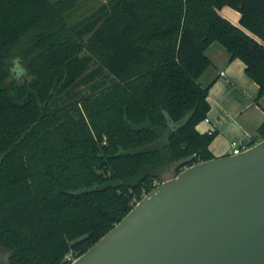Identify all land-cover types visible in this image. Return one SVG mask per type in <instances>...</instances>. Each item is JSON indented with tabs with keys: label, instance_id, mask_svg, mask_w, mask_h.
Listing matches in <instances>:
<instances>
[{
	"label": "trees",
	"instance_id": "16d2710c",
	"mask_svg": "<svg viewBox=\"0 0 264 264\" xmlns=\"http://www.w3.org/2000/svg\"><path fill=\"white\" fill-rule=\"evenodd\" d=\"M0 0V246L8 264H68L172 169L214 155V40L264 92V0ZM240 13L235 24L218 10ZM14 62L13 68L11 67ZM21 74L27 79L20 80ZM87 86L49 107L53 96ZM264 137V122L254 144Z\"/></svg>",
	"mask_w": 264,
	"mask_h": 264
},
{
	"label": "water",
	"instance_id": "95a60500",
	"mask_svg": "<svg viewBox=\"0 0 264 264\" xmlns=\"http://www.w3.org/2000/svg\"><path fill=\"white\" fill-rule=\"evenodd\" d=\"M68 264H264V137L161 181Z\"/></svg>",
	"mask_w": 264,
	"mask_h": 264
},
{
	"label": "crops",
	"instance_id": "0c3cea01",
	"mask_svg": "<svg viewBox=\"0 0 264 264\" xmlns=\"http://www.w3.org/2000/svg\"><path fill=\"white\" fill-rule=\"evenodd\" d=\"M218 12L237 24L240 13L224 5ZM210 64L200 74L202 85L209 84L206 117L196 124L199 132L214 131L209 143L214 156L238 151L231 141L248 143L255 137L264 122V92L257 98L259 86L245 72V64L230 53L218 41H212L205 49Z\"/></svg>",
	"mask_w": 264,
	"mask_h": 264
},
{
	"label": "rangeland",
	"instance_id": "374dc122",
	"mask_svg": "<svg viewBox=\"0 0 264 264\" xmlns=\"http://www.w3.org/2000/svg\"><path fill=\"white\" fill-rule=\"evenodd\" d=\"M109 2V0H75L74 8L69 12L68 18L69 22H75L78 21L87 15L96 12L97 10L102 9L104 5H106ZM15 61L12 62L11 67L15 68L14 66ZM23 78H28L26 74H21L20 80ZM88 91L87 86H78V87H71L68 91L65 93H60L55 96H53L52 100L49 101L48 106L53 107L56 104H60L62 102H67L68 100H71L73 98L79 97V95L84 94ZM173 171L172 169H168L161 175V178L163 180L172 177ZM160 183V182H158ZM157 183V184H158ZM156 184V185H157ZM142 192L145 193L144 189ZM0 264H8L7 262V251L5 248L0 246Z\"/></svg>",
	"mask_w": 264,
	"mask_h": 264
},
{
	"label": "built area",
	"instance_id": "2783aa9c",
	"mask_svg": "<svg viewBox=\"0 0 264 264\" xmlns=\"http://www.w3.org/2000/svg\"><path fill=\"white\" fill-rule=\"evenodd\" d=\"M209 132H211V131H208V133H209ZM231 146H232L233 148H236L238 151L243 150V149H245V148L248 147L247 144H245V143H239V142L236 141V140H232V141H231ZM69 263H70V262H69Z\"/></svg>",
	"mask_w": 264,
	"mask_h": 264
}]
</instances>
